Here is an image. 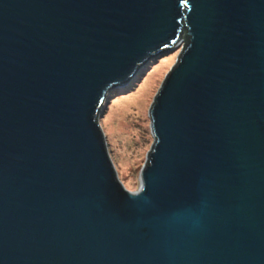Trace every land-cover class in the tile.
<instances>
[{
  "label": "water",
  "instance_id": "obj_1",
  "mask_svg": "<svg viewBox=\"0 0 264 264\" xmlns=\"http://www.w3.org/2000/svg\"><path fill=\"white\" fill-rule=\"evenodd\" d=\"M180 48L131 191L100 117ZM0 264H264V0H0Z\"/></svg>",
  "mask_w": 264,
  "mask_h": 264
},
{
  "label": "rangeland",
  "instance_id": "obj_2",
  "mask_svg": "<svg viewBox=\"0 0 264 264\" xmlns=\"http://www.w3.org/2000/svg\"><path fill=\"white\" fill-rule=\"evenodd\" d=\"M180 51L181 48L150 66L128 93L110 97L100 117L119 178L129 190L140 187L141 170L154 142L149 111Z\"/></svg>",
  "mask_w": 264,
  "mask_h": 264
},
{
  "label": "clouds",
  "instance_id": "obj_3",
  "mask_svg": "<svg viewBox=\"0 0 264 264\" xmlns=\"http://www.w3.org/2000/svg\"><path fill=\"white\" fill-rule=\"evenodd\" d=\"M140 80H141V79H140ZM138 82H139V81H138ZM138 82H137V84H138ZM137 84H136V85H137ZM136 85H135V86H136ZM134 88H135V87H134ZM134 88H133V89H134ZM106 139H107V137H106ZM109 152H110V150H109ZM110 154H111V152H110ZM111 157H112V156H111ZM112 159H113V158H112ZM131 191H133V190H131Z\"/></svg>",
  "mask_w": 264,
  "mask_h": 264
},
{
  "label": "trees",
  "instance_id": "obj_4",
  "mask_svg": "<svg viewBox=\"0 0 264 264\" xmlns=\"http://www.w3.org/2000/svg\"><path fill=\"white\" fill-rule=\"evenodd\" d=\"M142 77H143V76H142ZM139 82H140V80H139ZM139 82H138V83H139ZM136 86H137V85H136ZM134 87H135V86H134ZM134 87H133V88H134ZM125 93H128V92H125ZM118 94H121V93H118ZM115 95H116V94H115Z\"/></svg>",
  "mask_w": 264,
  "mask_h": 264
},
{
  "label": "bare ground",
  "instance_id": "obj_5",
  "mask_svg": "<svg viewBox=\"0 0 264 264\" xmlns=\"http://www.w3.org/2000/svg\"><path fill=\"white\" fill-rule=\"evenodd\" d=\"M121 115V114H120ZM120 117V116H119ZM120 127V126H119Z\"/></svg>",
  "mask_w": 264,
  "mask_h": 264
}]
</instances>
